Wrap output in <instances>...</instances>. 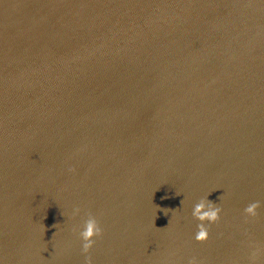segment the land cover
Returning <instances> with one entry per match:
<instances>
[{"label":"water","instance_id":"obj_1","mask_svg":"<svg viewBox=\"0 0 264 264\" xmlns=\"http://www.w3.org/2000/svg\"><path fill=\"white\" fill-rule=\"evenodd\" d=\"M87 255L264 264V0H0V264Z\"/></svg>","mask_w":264,"mask_h":264},{"label":"clouds","instance_id":"obj_2","mask_svg":"<svg viewBox=\"0 0 264 264\" xmlns=\"http://www.w3.org/2000/svg\"><path fill=\"white\" fill-rule=\"evenodd\" d=\"M259 201H253L249 203L244 211L250 215H255ZM79 207L75 208L72 215L75 216L79 213ZM222 208L217 205L213 200L207 197H201L197 203H195L192 209V215L196 217L200 223L197 225V231L194 234V239L204 240L209 236V231L205 221H216L220 218ZM104 229L99 223L97 217L91 213L87 215V218L83 220L82 226L79 227V236L82 240V251L89 253L90 249L96 243V237L103 233ZM257 249H253L251 256L254 259ZM86 264H94L90 255L85 257ZM187 264H201L200 260L192 256Z\"/></svg>","mask_w":264,"mask_h":264}]
</instances>
